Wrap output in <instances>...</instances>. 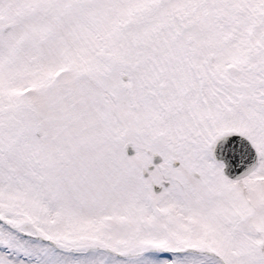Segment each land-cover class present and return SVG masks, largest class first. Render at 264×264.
I'll list each match as a JSON object with an SVG mask.
<instances>
[{"label": "snow or ice", "instance_id": "snow-or-ice-1", "mask_svg": "<svg viewBox=\"0 0 264 264\" xmlns=\"http://www.w3.org/2000/svg\"><path fill=\"white\" fill-rule=\"evenodd\" d=\"M0 264H264V0H0Z\"/></svg>", "mask_w": 264, "mask_h": 264}]
</instances>
